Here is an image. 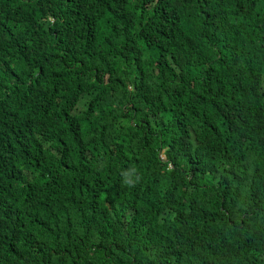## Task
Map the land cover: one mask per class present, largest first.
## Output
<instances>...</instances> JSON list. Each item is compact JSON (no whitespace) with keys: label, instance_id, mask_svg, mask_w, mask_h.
Segmentation results:
<instances>
[{"label":"trees","instance_id":"trees-1","mask_svg":"<svg viewBox=\"0 0 264 264\" xmlns=\"http://www.w3.org/2000/svg\"><path fill=\"white\" fill-rule=\"evenodd\" d=\"M0 264H264V0H0Z\"/></svg>","mask_w":264,"mask_h":264}]
</instances>
